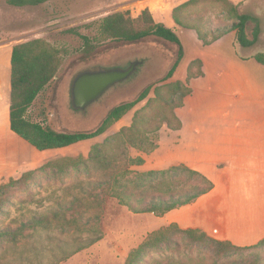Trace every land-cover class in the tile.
I'll use <instances>...</instances> for the list:
<instances>
[{
    "label": "rangeland",
    "instance_id": "1",
    "mask_svg": "<svg viewBox=\"0 0 264 264\" xmlns=\"http://www.w3.org/2000/svg\"><path fill=\"white\" fill-rule=\"evenodd\" d=\"M187 1L50 0L39 5L20 7L0 0V34L8 33L10 40L17 44L36 38L44 39L58 50L60 59L56 76L27 108L25 119L55 131H91L113 106L135 99L146 87L154 85L148 96L119 120L121 124L129 125L134 113L148 99L155 97L156 87H161V93L166 96L163 86L175 82L172 77L161 81L176 59L177 47L153 37L135 43L97 39L99 20L114 12H127L131 18L137 19L147 9L155 22L176 28L180 37L178 30L184 27L176 25L172 15L174 8ZM178 13L185 24L197 28L208 39L217 35L219 29L237 21L238 13L247 14L251 18L246 22L245 34L248 40L255 39L252 45L242 47L235 31L223 36L239 47L238 52L242 56L264 55V0H193L180 8ZM257 25L259 32L255 38ZM82 36H86L94 46L91 52H86ZM133 61H139V64L127 79L110 87L86 109L79 111L72 107L70 88L77 73L87 69L127 68ZM192 69L197 72L198 65L194 64ZM154 104L158 106L159 102ZM156 105L145 111L153 118L146 123L149 132L144 137H135V142L141 146L157 143L156 127L163 115H169L171 108L160 110ZM115 123L94 139L50 149L42 165L60 157H87L94 144L103 143L107 137L116 133L114 131L119 124ZM137 150L141 153L151 152L129 145H110L107 151L112 155V164L106 170L93 164L89 169L81 168L80 171L69 165L64 168L52 165L43 169L40 165L22 179L23 173L12 177L13 182L11 178L1 182L0 229L8 225H20L28 221L33 213L45 212L57 198L71 199L70 194L78 192L77 189L68 192L64 187L76 177L90 175L104 182L111 175L118 176L128 167L127 157H133ZM136 168L138 166H132L131 170L138 171ZM187 180L185 186H192L199 181L195 177ZM104 188L102 186L92 190V194L85 193L81 209L74 211L72 208L66 221H51L45 228L36 227L35 230L29 228L25 231L26 236H19L17 244L11 240L0 242V264H39L40 260L50 264H127L129 254L144 243L147 245L140 256L147 263L156 259L162 263L173 260L174 264H237L232 261H238V264H264V240L247 248L219 254L215 244L208 240L212 237L207 234L201 237V231L198 230L193 233L173 232L167 228L169 225L157 226L152 221L153 216L132 213L126 206L108 197ZM99 233H102L99 240L64 257L77 243H86L90 237ZM133 264L146 263L139 261Z\"/></svg>",
    "mask_w": 264,
    "mask_h": 264
},
{
    "label": "crops",
    "instance_id": "2",
    "mask_svg": "<svg viewBox=\"0 0 264 264\" xmlns=\"http://www.w3.org/2000/svg\"><path fill=\"white\" fill-rule=\"evenodd\" d=\"M178 31L185 54L172 80L187 81L191 88L175 110L182 125L176 130L162 125L156 148L134 153L144 160L136 169L184 165L213 188L163 214H142L153 216L157 226L176 224L236 246H253L264 239V64L254 54L240 55L225 36L204 45L195 30ZM10 39L0 34V183L35 169L49 156V150H37L10 127L11 51L17 44ZM192 60H200L203 74L188 79ZM116 123L114 133L124 124Z\"/></svg>",
    "mask_w": 264,
    "mask_h": 264
},
{
    "label": "trees",
    "instance_id": "3",
    "mask_svg": "<svg viewBox=\"0 0 264 264\" xmlns=\"http://www.w3.org/2000/svg\"><path fill=\"white\" fill-rule=\"evenodd\" d=\"M48 1L50 0H6L9 5L20 7L39 5ZM192 1L189 0L174 8L172 16L176 25L195 30L197 37L204 45L210 44L212 41L232 31H235L237 41L242 47L253 44L255 39L253 41L248 40L245 34L246 22L251 18L247 14L238 13L237 21H234L227 27L219 29L218 34L211 39H208L197 28L185 24L178 10ZM98 32L99 37L97 39H109L116 42L135 43L153 37L175 44L177 47L176 59L161 82L171 78L184 59V48L180 37L176 33V28L167 27L161 22H155L147 9H144L137 19L131 18L127 12H114L105 15L99 20ZM258 32L259 26L257 25L254 32L255 38ZM82 39L86 52H91L94 46H92L86 36H82ZM254 57L258 62L264 64V55L256 54ZM59 64L58 50L44 39L36 38L18 43L13 46L11 51L10 127L16 134L28 141L39 151L68 147L80 141L94 139L104 134L110 126L119 121L137 103L143 101L148 96L150 89L154 86L150 85L146 87L131 101L113 106L108 110L101 122L91 131H55L50 128H44L38 123L29 122L25 119L24 113L38 94L56 76ZM194 64L198 65L197 72L192 71ZM202 74V63L200 60L190 61L187 67V78L199 77ZM163 87L165 88L166 96L161 93V87H156L155 97L148 99L146 104L134 113L132 122L129 125H122L114 135L107 137L103 143L94 144L90 148L87 157L82 155L77 157H60L58 159L48 160L40 168L43 169L52 165L64 168L69 165L75 170L80 171L81 168L89 169L93 164L100 169L106 170L105 168L112 164V155L107 151L110 145L112 147L120 145L126 147L129 145L144 152L152 151L157 146L156 142L151 143L149 146H141L135 142L136 136L144 137L149 132V127L146 123L153 120V118H150L146 114V109L152 107V105H156L154 102H159V105H156L157 109L171 108L169 115H163L160 118L161 121L158 123L156 131H159L163 123L170 129H179L182 124L176 116L175 110L183 105L184 98L191 93V88L187 81L183 82L178 80L167 83ZM156 115L157 113H155ZM141 124H144L143 127H140ZM111 141L119 145H114ZM127 161L128 167L126 169L121 171L118 176L111 175L104 182L90 175L84 178L76 177L64 187V190L68 192L73 188L77 189L78 192H72L70 194L71 199L61 200L57 198L52 201V205L45 212L39 214L33 213L28 218V221L21 222L20 225L3 227L0 229V242L11 240V242L17 244L19 236H26L25 231L29 228L35 230L36 227L45 228L46 224L51 221H66L70 210L74 209L76 211L81 209L85 193L92 194V190H96L102 186H105L104 191L107 192L108 197L126 206L132 213H155L157 215L189 203L213 188V183L205 176L184 165L173 166L165 170L138 172L132 171L131 167L141 165L144 161L143 158L140 156H128ZM32 172L33 170L23 173L20 179ZM193 177L199 181L192 186H185L184 183L188 181L187 179ZM10 181L13 182L14 180L11 178ZM167 228L173 232L193 233L197 231L193 229H181L176 224H170ZM101 234L99 233L95 237H90L86 243H77L76 246L74 245L73 250L69 254L66 253L64 257H68L84 249L86 245L93 244L101 238ZM199 236L206 237L207 235L200 232ZM208 240L215 244L216 251L219 254L227 253L234 249L247 248L236 246L229 241L224 242L212 238ZM146 245L147 243H144L133 250L128 256L127 264H133L139 261L146 264H174L173 260H167L162 263V261L156 259L147 263L140 256ZM231 263L238 264V261H232ZM39 264H50V262H42L40 260Z\"/></svg>",
    "mask_w": 264,
    "mask_h": 264
},
{
    "label": "water",
    "instance_id": "4",
    "mask_svg": "<svg viewBox=\"0 0 264 264\" xmlns=\"http://www.w3.org/2000/svg\"><path fill=\"white\" fill-rule=\"evenodd\" d=\"M138 64L139 61H133L127 68L87 69L77 73L70 88L72 107L79 111L86 109L110 87L127 79Z\"/></svg>",
    "mask_w": 264,
    "mask_h": 264
}]
</instances>
